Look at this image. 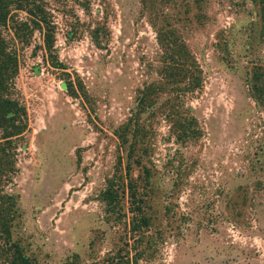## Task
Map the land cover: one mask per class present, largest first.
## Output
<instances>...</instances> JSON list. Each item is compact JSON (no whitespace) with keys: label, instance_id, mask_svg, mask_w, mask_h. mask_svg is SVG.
<instances>
[{"label":"rangeland","instance_id":"obj_1","mask_svg":"<svg viewBox=\"0 0 264 264\" xmlns=\"http://www.w3.org/2000/svg\"><path fill=\"white\" fill-rule=\"evenodd\" d=\"M41 1L53 59L39 31L18 45L27 129L13 172L0 173V201L17 210L12 240L31 264H264V103L249 91L264 69V0ZM174 43L200 69L197 86L162 76ZM132 113L136 201L116 188L108 207L114 130ZM4 241L0 264H12Z\"/></svg>","mask_w":264,"mask_h":264},{"label":"trees","instance_id":"obj_2","mask_svg":"<svg viewBox=\"0 0 264 264\" xmlns=\"http://www.w3.org/2000/svg\"><path fill=\"white\" fill-rule=\"evenodd\" d=\"M20 12L25 13L24 18L19 16ZM54 30L55 24L51 20V13L46 10L41 0H0V173L3 172L4 180L8 178V174L13 172L17 142L22 139L23 133L27 129L26 110L14 82L19 69L18 45L29 44L33 32L39 31L42 35L44 51L50 59H53L51 53ZM98 33L99 28L97 26L90 31V37L94 44L99 47ZM171 45V47L169 44L165 45V49L168 50V52L165 51L169 63H165V69H168V73H164L162 76L166 80L179 77L183 81L185 80L187 88L197 86L201 80L199 76L201 71L196 62L192 60L184 45H176L175 43ZM53 67L58 68L56 63ZM64 84L67 91L72 94L75 93L70 80L64 81ZM155 84L149 95L157 97L160 91L157 86L159 81ZM188 90L191 91L192 89ZM249 91L255 101L264 103V69L254 68ZM137 115V113H132L125 126L122 125L114 130V135L118 140L117 149L120 153L116 173L108 179L102 193V201L108 207H113L111 205L118 200L116 188H120L122 192L128 189L130 191L129 201L131 203L136 201L137 195L134 189L137 179L130 175V171L131 163H141V155L137 154V150H139L137 139L139 125L135 123ZM174 115L175 113L169 112L165 113L164 116L171 120ZM182 132H184V135L188 133L186 130ZM123 156L126 161L125 165H123ZM16 212L17 210L12 201H0V234L5 236V245L11 247L14 256L12 264H31L27 256L24 255L19 242L12 240L11 237L10 228L13 225ZM141 220L145 222V225L147 224V219L141 217Z\"/></svg>","mask_w":264,"mask_h":264}]
</instances>
